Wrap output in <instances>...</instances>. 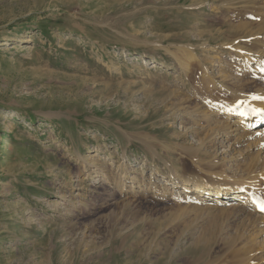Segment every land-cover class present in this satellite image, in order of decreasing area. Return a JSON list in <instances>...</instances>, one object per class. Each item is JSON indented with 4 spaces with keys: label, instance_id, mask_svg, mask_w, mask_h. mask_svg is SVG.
I'll list each match as a JSON object with an SVG mask.
<instances>
[{
    "label": "rangeland",
    "instance_id": "1",
    "mask_svg": "<svg viewBox=\"0 0 264 264\" xmlns=\"http://www.w3.org/2000/svg\"><path fill=\"white\" fill-rule=\"evenodd\" d=\"M262 53L264 0H0V264H264L250 208L180 185L264 199V135L219 136Z\"/></svg>",
    "mask_w": 264,
    "mask_h": 264
},
{
    "label": "bare ground",
    "instance_id": "2",
    "mask_svg": "<svg viewBox=\"0 0 264 264\" xmlns=\"http://www.w3.org/2000/svg\"><path fill=\"white\" fill-rule=\"evenodd\" d=\"M178 62L184 68L187 67V62H185L184 60H178ZM249 62L258 63L257 67H261V69L264 70V67H262L261 65L264 62L263 53L259 55H254L253 59H249L247 61L248 64ZM235 101L232 104V106H227L225 108L223 107V109L227 112V114H229V116H234L236 119L233 121V123L231 124L229 123L230 125L227 128V130L219 133V136L221 137L222 135V137L231 139V141H234L233 139L237 138V140H239V142L241 143V141L245 140L248 137H251V135H256V134L264 135V131L259 130L261 132L259 133L255 132L257 131L256 129L258 127L264 126V114L253 113L251 111L252 108L264 110V99H254V98H247L246 96H243L241 98H237V101L236 102ZM241 101L244 102L243 106L237 107L238 103ZM241 113H246V114L242 115ZM236 142L237 141H235V143ZM105 170L107 169L105 168ZM124 171H126V174L121 175V178L123 179L128 178L133 181L136 179V178H132V175L131 176L129 175V174H134L132 172L133 170L130 167L128 169H124ZM262 176L264 178V175ZM191 182H192L191 180L190 181L186 180L180 184L184 186L183 187L185 190L184 192L188 194L184 196H188L189 200H196L197 202H202L204 204H208V202L212 201L216 203L217 205H222V204L224 205L227 200L238 198L239 204L233 205V206L236 208H242V207L250 208L254 212L252 213V216H254L255 219L257 220L259 227L264 228V211H262L258 207V205L254 202L256 199H261V198L256 196V194H254L253 190L250 187L251 185L248 186L249 182L247 185H241V186H230V185L226 186V185H223V183L219 185H210L203 179L194 180L193 185H191ZM128 183H131V182H128ZM120 186L123 187V185H120ZM157 186L155 188L159 190ZM127 192L128 191H125L124 193H127ZM158 195L162 196L161 194H158ZM261 232H264V230L262 229Z\"/></svg>",
    "mask_w": 264,
    "mask_h": 264
},
{
    "label": "snow or ice",
    "instance_id": "3",
    "mask_svg": "<svg viewBox=\"0 0 264 264\" xmlns=\"http://www.w3.org/2000/svg\"><path fill=\"white\" fill-rule=\"evenodd\" d=\"M254 99H264V97H254ZM243 103H244L243 101L239 102L238 105H237V107H242L243 106ZM251 111L253 113L264 114V110H259V109L252 108ZM241 114L244 115L246 113H241ZM254 202L258 205V207L262 211H264V199H256Z\"/></svg>",
    "mask_w": 264,
    "mask_h": 264
}]
</instances>
